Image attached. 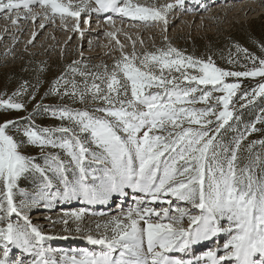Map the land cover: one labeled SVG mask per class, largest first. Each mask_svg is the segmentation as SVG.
Instances as JSON below:
<instances>
[{
  "label": "snow or ice",
  "instance_id": "1",
  "mask_svg": "<svg viewBox=\"0 0 264 264\" xmlns=\"http://www.w3.org/2000/svg\"><path fill=\"white\" fill-rule=\"evenodd\" d=\"M183 3L0 0V10L13 24L43 17V29L59 17L67 30L71 19V31L81 37L82 14L102 15L114 29L105 35L120 51L110 67L102 63L94 71L87 65L81 70L76 66L81 62L73 61L39 101L44 83L39 77L35 83L24 80L10 95L0 93V109L27 113L0 120V264H264V139L245 143L252 133L264 131L256 127L264 123V110L231 140L224 137L230 122L240 119L234 102L239 78L264 81V58L236 44V52L252 67L244 64L245 70L233 71L217 66L211 56L187 54L167 35L163 46L137 52V41L124 33L132 44L130 53L117 38L121 29L115 28L114 16L160 23L166 33L169 13ZM36 35L33 31L32 38ZM228 63L238 60L230 55ZM230 77L237 82H228ZM49 96L59 103L44 104ZM257 97H264V82L244 90L239 107ZM39 111L59 123L37 124ZM257 145L259 153L254 152ZM28 148L39 154H26ZM28 176L35 181L31 189L20 183ZM126 189L138 193L134 203L126 210L121 205L107 219L86 224L84 208L64 211L57 220L46 217L53 226L61 223L65 232L83 233L98 249L69 255L46 246L57 237L29 215L40 207L51 209L57 201L105 205L116 195L126 196ZM221 233L227 236L222 245L194 254V246ZM13 249L29 259H12Z\"/></svg>",
  "mask_w": 264,
  "mask_h": 264
},
{
  "label": "rangeland",
  "instance_id": "2",
  "mask_svg": "<svg viewBox=\"0 0 264 264\" xmlns=\"http://www.w3.org/2000/svg\"><path fill=\"white\" fill-rule=\"evenodd\" d=\"M143 2L159 5L174 3L175 0H143ZM34 11L39 12L41 9L36 7ZM178 13L182 14L179 20L175 19ZM6 17L7 13L0 10V93L10 95L24 80L35 83L37 77H39L44 81L36 97V101H39L51 81L59 76L73 61L81 62L76 65L81 70H84V66L87 65V70L94 71V66L102 63L110 67L114 58L120 55L115 41H110V38L105 35L106 31L114 30L113 26L106 23L102 15L98 16L93 13L89 17L82 14L80 27L84 32L83 37L79 33L71 31V25L74 23L71 19L68 21L69 27L66 30L61 25L59 17L56 18L54 23L48 21L43 29L39 27L43 17H38L35 22L31 19H20L16 24H13L12 20ZM84 19H90L91 23H83ZM114 19L115 28L121 29L117 38L125 45L124 51L128 53L132 51V44L124 33H128L133 40L137 41L135 45L137 52L151 51L154 47L163 46L162 38L167 35L175 47L184 50L187 54L205 59L211 56L217 66L233 71L245 70L244 64L252 67L251 62L244 58L243 53L236 52V44H239L242 48H247L249 53L264 58V51L261 50V45H264V0H184L182 5L175 7L169 13V27L166 33L162 31L163 25L160 23L145 25L127 19L122 21L117 16H114ZM134 23L135 27L132 26ZM33 31L37 33L35 39L32 38ZM30 40L31 43H29ZM140 40H143V44L139 42ZM230 55L233 59H237L238 63L229 64ZM41 68L44 69L43 72L39 71ZM227 81L237 82V79L230 77L227 78ZM239 82L241 83V89L234 97V102L235 114L240 119L239 121L233 120L230 122L232 126L224 132L226 140H231L237 135L238 131H243L245 126H250L256 122L257 117L261 116L262 110H264V97H257L244 108L239 107L242 103L239 99L242 92L244 90L251 91L257 83L264 81L256 77L239 78ZM25 99L27 98L25 97ZM36 101L28 104L29 111H32ZM43 103L56 104L59 101L57 98L49 96L44 98ZM74 106L80 107V105ZM26 115L27 113L23 111L5 112L0 109V120L5 118L16 119ZM244 115L246 119H242ZM34 119L37 124L44 126L59 123L42 111H39ZM256 127L264 130V123H256ZM260 139H264V131L252 133L245 143ZM254 152H261L259 145L255 146ZM26 154L38 155L39 149L28 148ZM38 162L43 163L42 158ZM20 183L22 187L31 189L35 181L31 176H28L22 179ZM125 191L127 195L123 199L126 198L127 200L122 206L126 210L130 204L134 203V197L138 193H133L131 189ZM119 199L123 200L118 195L114 196L113 200L109 201L111 206L99 204L90 206L80 200L57 201L53 208L40 207L33 209L29 215L33 223L42 226L45 233L57 237L48 241L46 246L68 250V254L72 255L75 254L74 250L85 248L94 250L98 249L99 246H93L86 239H83V233H77L74 230L65 232L61 223L53 226L46 217L57 220L64 211L84 208L88 210V215L85 216L84 220L87 224L118 214L120 208H118V205L116 207V203ZM154 206L160 207L161 205ZM92 213H104V215H93ZM224 224L226 226V221ZM185 226H187V221H185ZM74 227L75 225L70 222L69 228ZM64 237L68 238L65 239ZM226 238V234L221 233L213 240L205 242H210L207 247L211 248L210 244L213 247L218 244L222 245ZM203 246L204 244L200 248ZM200 253L198 252V254ZM10 257H13L12 259H24L25 261L29 259L19 249H13ZM57 258L59 259V256Z\"/></svg>",
  "mask_w": 264,
  "mask_h": 264
},
{
  "label": "bare ground",
  "instance_id": "3",
  "mask_svg": "<svg viewBox=\"0 0 264 264\" xmlns=\"http://www.w3.org/2000/svg\"><path fill=\"white\" fill-rule=\"evenodd\" d=\"M181 15H182V14H179V13H178V14H177V17H176L175 19L179 20L180 17H182ZM123 197H124V196H123ZM119 201H122V200L119 199ZM63 202H64V201H63ZM63 204H65V203H63ZM105 205H109V203H108V204H105ZM196 247L198 248L197 245H196ZM186 258H187V257H186Z\"/></svg>",
  "mask_w": 264,
  "mask_h": 264
},
{
  "label": "trees",
  "instance_id": "4",
  "mask_svg": "<svg viewBox=\"0 0 264 264\" xmlns=\"http://www.w3.org/2000/svg\"><path fill=\"white\" fill-rule=\"evenodd\" d=\"M245 110H246V109H245ZM242 119H246L245 115H244V116H242Z\"/></svg>",
  "mask_w": 264,
  "mask_h": 264
}]
</instances>
